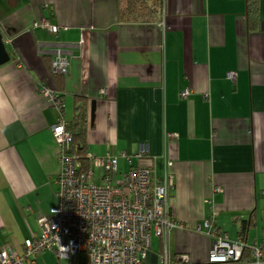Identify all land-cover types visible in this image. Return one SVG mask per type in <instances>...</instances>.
<instances>
[{"label":"crops","instance_id":"0c3cea01","mask_svg":"<svg viewBox=\"0 0 264 264\" xmlns=\"http://www.w3.org/2000/svg\"><path fill=\"white\" fill-rule=\"evenodd\" d=\"M119 1L0 0L11 55L0 67V251L23 254L60 204L59 112L44 88L58 92L69 123L75 98L88 101V152L119 158L121 173L130 170L122 155L141 145L149 154L134 166L162 176L173 163L168 206L182 228L167 241L154 236L145 264H160L165 252L170 264L178 256L208 264L211 240L195 229L214 213L229 240L264 246V0L257 31L246 0H168L165 27L161 15L120 22ZM58 50L70 63L65 76L51 67ZM36 264L89 259L46 251Z\"/></svg>","mask_w":264,"mask_h":264},{"label":"built area","instance_id":"2783aa9c","mask_svg":"<svg viewBox=\"0 0 264 264\" xmlns=\"http://www.w3.org/2000/svg\"><path fill=\"white\" fill-rule=\"evenodd\" d=\"M162 2L161 24L165 27L168 0ZM42 27L55 36L61 31L45 20ZM51 67L57 75L69 74L70 63L63 51H56ZM42 95L59 112L52 133L63 168L58 178L60 204L40 220V235L25 242L24 253L4 248L0 264H36L46 251L65 259L85 253L89 264H145L154 236L167 241L171 230L182 228L170 216L168 206L175 187L173 163L166 162L162 176L150 166H134V161L148 157V147L141 145L135 154L122 155L129 165L128 172H120L119 158H100L89 152L90 169L79 171V157L71 152L73 134L65 117L64 101L49 88L42 89ZM195 231L211 240L208 264H264V246L250 247L242 239L231 241L223 236L216 225V213ZM247 250L252 254L250 261L244 259ZM179 259L182 264H190L188 256ZM160 264H170L167 252L160 257Z\"/></svg>","mask_w":264,"mask_h":264},{"label":"trees","instance_id":"16d2710c","mask_svg":"<svg viewBox=\"0 0 264 264\" xmlns=\"http://www.w3.org/2000/svg\"><path fill=\"white\" fill-rule=\"evenodd\" d=\"M246 2L250 30L257 31L260 17V0H246ZM162 8V0H120L119 21L123 23L159 22ZM56 78L61 79L60 77ZM88 113V101L82 96H77L75 98L74 118L70 123L73 134L71 152L79 157L81 164L79 171L81 172L88 171L91 167L90 161L87 159ZM179 257L173 258L171 263L182 264Z\"/></svg>","mask_w":264,"mask_h":264},{"label":"water","instance_id":"95a60500","mask_svg":"<svg viewBox=\"0 0 264 264\" xmlns=\"http://www.w3.org/2000/svg\"><path fill=\"white\" fill-rule=\"evenodd\" d=\"M11 61V55L4 41V36L0 31V67L8 64ZM94 119V107L92 109V120Z\"/></svg>","mask_w":264,"mask_h":264},{"label":"rangeland","instance_id":"374dc122","mask_svg":"<svg viewBox=\"0 0 264 264\" xmlns=\"http://www.w3.org/2000/svg\"><path fill=\"white\" fill-rule=\"evenodd\" d=\"M117 180H118V177L115 178V181H117Z\"/></svg>","mask_w":264,"mask_h":264}]
</instances>
